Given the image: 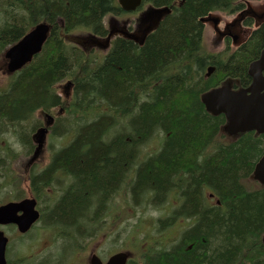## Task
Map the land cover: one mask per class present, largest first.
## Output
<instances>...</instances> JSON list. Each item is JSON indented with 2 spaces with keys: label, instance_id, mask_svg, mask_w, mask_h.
Masks as SVG:
<instances>
[{
  "label": "trees",
  "instance_id": "obj_1",
  "mask_svg": "<svg viewBox=\"0 0 264 264\" xmlns=\"http://www.w3.org/2000/svg\"><path fill=\"white\" fill-rule=\"evenodd\" d=\"M176 1H145L173 12L140 53L119 40L103 62L65 36L105 35V17L122 13L117 0H0V61L31 28L52 26L42 52L0 85V190H8L0 202L26 197V184L41 208L39 227L59 248L8 264H76L87 243L110 235L104 218L125 222L129 209L140 210L146 230L143 244L136 239L144 250L128 264H264V187L252 178L264 134L228 137L225 117L201 102L227 82L251 85L264 25L235 51L213 55L200 18L231 13L236 0H179L174 8ZM68 81L73 94L62 98L58 87ZM54 110L50 162L19 173L16 162L33 154L44 125L39 112Z\"/></svg>",
  "mask_w": 264,
  "mask_h": 264
},
{
  "label": "water",
  "instance_id": "obj_2",
  "mask_svg": "<svg viewBox=\"0 0 264 264\" xmlns=\"http://www.w3.org/2000/svg\"><path fill=\"white\" fill-rule=\"evenodd\" d=\"M142 1L118 0V3L124 11L131 12L135 11ZM168 13H170L168 8L149 11L147 13L149 27L146 31L152 30ZM50 30L49 24L40 23L18 43L10 47L4 55L6 60L5 71L12 74L29 64L48 41ZM212 73L213 68H210L207 76ZM248 73L252 78V84L247 89L235 91L229 86H221L201 96V102L208 113L226 117L225 131L229 135L253 131L257 134H264V50L260 58L250 65ZM46 133V129L37 132V138L40 142L45 138ZM253 177L264 186V155L256 164ZM38 219L39 212L36 210V201L34 200L26 199L21 202H11L0 207V225H16L21 233H27ZM8 242L9 239L0 230V264H7ZM128 259L127 253H117L111 256L105 264H127ZM90 264H103V262L98 256L93 255Z\"/></svg>",
  "mask_w": 264,
  "mask_h": 264
},
{
  "label": "flooded vegetation",
  "instance_id": "obj_3",
  "mask_svg": "<svg viewBox=\"0 0 264 264\" xmlns=\"http://www.w3.org/2000/svg\"><path fill=\"white\" fill-rule=\"evenodd\" d=\"M254 1V2H252ZM184 1L179 2L176 1L174 4V8L176 7V4L178 6H181L182 3ZM249 2H251V4H253V10H245L249 4ZM264 2V0H236L235 3L238 5L237 8H239L240 5V9L241 11H238V9L236 8L235 10H233L229 16L233 17V16H237L239 13L243 12H247L248 16H246L245 20L240 22V21H235L233 22L232 26H227L225 25V23L222 24V21L219 22V20L216 22L210 21L211 18H209L208 21H206L207 25L210 26L209 28L211 30H213L214 35L216 37V40L219 41L222 39V42L225 43L226 45L230 46L231 43L236 44L237 42H239V44H243L246 43L247 41H249L253 35L261 28H254V25H256L257 23H260L261 21H257L259 20L261 17L262 19L264 18V9H260L259 5L260 3ZM258 5V6H255ZM264 5V3H263ZM153 6H149L146 4H142V6L139 8V10L135 13L137 14V17L134 19L131 18H124L123 14H121L120 16H114V17H110L109 20L107 22H105L106 24V33L103 36H97L96 34H94L93 32H89L87 34V36L85 37L86 40H82V41H78L80 43V45L83 47L84 50L89 51V53H96L99 52L101 53V57L103 62L106 60V58L108 57V55L110 54V52L112 51V49L115 47V44L119 41H125V42H129L132 43L135 46V49L137 51V53H140V50L142 48H144L145 44H146V40L148 39L149 36H151L153 33L149 34L148 36L146 35V37L143 39V30H144V26H145V14L144 12H147V10L151 9ZM173 6H169V8H172ZM255 18V19H254ZM212 22L215 24L213 25ZM263 25H264V19H263ZM204 28V34H203V45H204V38H205V33H206V27L205 25H203ZM219 38V39H218ZM144 41V42H142ZM244 41V42H243ZM117 45V44H116ZM240 46V45H239ZM71 88V82L69 81V84L66 88V90H63V92H65V94L67 95L70 91ZM137 92V91H136ZM56 112L53 113V116ZM47 119V118H46ZM45 119V120H46ZM48 122H51L52 120L47 119ZM45 124V123H44ZM50 131V130H49ZM51 133V132H50ZM45 146V144L43 145V147ZM43 149L38 150V153L41 154ZM40 151V152H39ZM36 151L33 152L32 155L30 156H21L20 160H24V163H22V167L25 165V161H27L28 159V164L30 163V161L33 159L34 155H35ZM39 155L37 154L36 158ZM48 159V163L50 162V154L47 156ZM36 164H34L32 167H36ZM48 164H43V165H39V170H44L47 167ZM30 192V197L37 199L36 197H34L31 193V190H29ZM32 195V196H31ZM10 227V226H8ZM15 227V226H13ZM6 228V227H5ZM16 228V227H15ZM88 249V248H87Z\"/></svg>",
  "mask_w": 264,
  "mask_h": 264
},
{
  "label": "rangeland",
  "instance_id": "obj_4",
  "mask_svg": "<svg viewBox=\"0 0 264 264\" xmlns=\"http://www.w3.org/2000/svg\"><path fill=\"white\" fill-rule=\"evenodd\" d=\"M136 17H137V15L129 16V18H131V19H134ZM230 18H231V16H228V19H230ZM209 27L207 28L206 33H205L204 48L208 52L219 53L224 49L225 46L223 47L222 45H220L216 42L214 32ZM75 33H76L74 35L75 37H84L86 35L85 33L81 32V31H77ZM7 79H8V77L5 74L0 72V85H3L7 81ZM47 147H48V144L45 145L42 153L39 154V156L32 163H30L28 165L29 168L32 167L34 164L39 166L40 164L43 165V164L47 163V156H48ZM25 162L27 163L28 160ZM22 163H24V160L17 161L15 164V169L19 173L22 172L24 174V171L22 168ZM20 187H21V189H23V194H25V192H26L25 190H29L28 187L26 186V184H21ZM7 191L8 190H0V199H3L4 197H6ZM9 195H12V193H10ZM152 213H156V212L152 211ZM141 215L142 214H140L139 209L138 210H133V209L127 210V220L125 221V224L123 227V232H119L115 229V222H116V219H118V216H115L112 214H111V216L107 215L106 218H104V222L106 221L108 224L113 219L111 222L112 228L110 229V235L103 236V237L95 240L94 243L99 247V249H98V247H91V248H88L86 250H83L82 254H83L84 259H85V256L87 254H91L94 250H99V252H100V250L108 249V248L114 246L115 244H117L119 246H126L127 244L134 245L135 244L134 238L143 239L144 234H142V233L145 232L146 227L139 225L138 219L140 218ZM154 216H157V215L156 214L149 215V217H154ZM121 219H122V221H124L122 216H121ZM136 226H138V228ZM36 232L37 231L33 232L32 234H35ZM66 233H68V232H66ZM8 235L13 239V242L16 243V241L14 240V234H12L11 232H8ZM34 237H37V236H34ZM132 237H134V238H132ZM27 242H29V241L28 240L24 241L25 244H27ZM150 244H151V241L148 242V245H150ZM143 247H145V245H143ZM143 247L141 248V250H144ZM15 249H16L17 254H18L17 256H20V257H22V255H26L28 252V249L23 248L19 244L18 245L16 244ZM47 250L54 252V255L59 252V248L55 245H53L51 248H49ZM115 250L116 249H111L108 251V253L115 251ZM45 251L46 250H44V251L38 250L40 255H42ZM79 259L82 260L83 258L80 257ZM14 260H15V256L12 257V261H14ZM77 260L78 259L76 256L75 263L76 264H82L81 261H79V260L77 261Z\"/></svg>",
  "mask_w": 264,
  "mask_h": 264
}]
</instances>
